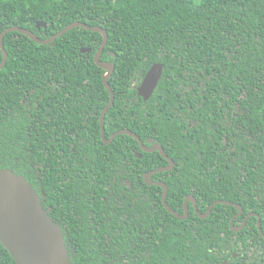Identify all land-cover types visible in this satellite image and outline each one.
<instances>
[{
	"label": "trees",
	"instance_id": "obj_1",
	"mask_svg": "<svg viewBox=\"0 0 264 264\" xmlns=\"http://www.w3.org/2000/svg\"><path fill=\"white\" fill-rule=\"evenodd\" d=\"M41 21L46 27H37ZM75 21L108 33L102 59L115 64V102L105 116L107 136L129 129L152 137L175 160L178 170L155 176L168 183L169 205L183 212L189 193L201 212L215 199L237 200L261 214L264 231V0H0V34L17 25L46 39ZM102 40L82 27L53 44L5 35L0 169L36 188L74 264H221L233 252L254 256L264 246L256 218L234 232L232 206L218 204L201 218L190 203L181 220L163 207L158 186L151 187L154 197L132 206L122 191L126 180L145 185L146 170L166 160L127 134L103 142L99 120L110 95L94 60ZM157 62L165 73L143 99L137 86ZM168 75L181 78L183 88L168 86ZM236 103L243 105L240 122L257 126V139L228 133L225 114ZM178 104L196 108L195 116L175 115ZM241 161L246 173H236ZM0 264H17L1 242Z\"/></svg>",
	"mask_w": 264,
	"mask_h": 264
},
{
	"label": "water",
	"instance_id": "obj_2",
	"mask_svg": "<svg viewBox=\"0 0 264 264\" xmlns=\"http://www.w3.org/2000/svg\"><path fill=\"white\" fill-rule=\"evenodd\" d=\"M42 26L46 27L44 21L37 23L38 28H41ZM76 27L99 32L103 36L102 43L95 53V62L99 67L105 69L103 81L110 94V101L104 107L100 116L101 132L104 142L110 143L120 134L133 136L142 144L145 150H160L162 155L169 159L172 165L173 161L167 156L160 143H155L152 147H146L141 137L129 129H120L112 135L111 139H106L105 116L115 101V93L109 83V77L115 70V64L113 62H103L101 60L102 53L108 42V33L103 27L98 25L91 26L82 21H75L68 24L51 37L42 39L28 28H23L17 25L8 26L0 34V46L3 52V60L0 63V69L5 66L8 60V53L4 45V37L7 33L17 31L30 37L37 43L53 44L58 37ZM81 52L90 53L91 48L82 47ZM113 55L116 57L115 53H113ZM162 70V64L160 63L151 66L140 88L141 95L144 97H149L151 95L160 79ZM148 142H152V140L149 139ZM138 157H142V155L139 154ZM163 169L168 168H159L153 172L145 174V180L149 183L164 186L165 206L176 216L186 218L188 215V202L189 200L195 202V199L192 195L187 196L185 202V215L180 216L171 209L166 204V185L162 182L151 181L152 174ZM222 203L235 205L229 201H222ZM238 208L242 211L241 206H238ZM211 209L212 207L207 214H202L203 218H206L209 215ZM0 242L10 252L17 264H74L71 259L63 229L46 211L42 203V197L39 195L36 188L24 175L16 173L11 168L7 167L0 169ZM224 264L233 263L225 262Z\"/></svg>",
	"mask_w": 264,
	"mask_h": 264
},
{
	"label": "flooded vegetation",
	"instance_id": "obj_3",
	"mask_svg": "<svg viewBox=\"0 0 264 264\" xmlns=\"http://www.w3.org/2000/svg\"><path fill=\"white\" fill-rule=\"evenodd\" d=\"M106 48V46H105ZM105 48H104V51H105ZM103 51V53H104ZM97 52V51H96ZM95 52V53H96ZM102 53V55H103ZM115 58V57H114ZM94 60H95V55H94ZM101 60L103 62H113L112 60H108V59H102V56H101ZM114 63V62H113ZM157 63H160V62H157ZM156 64V63H155ZM162 64V63H160ZM154 65V64H153ZM152 65V66H153ZM99 67V66H98ZM101 68V67H100ZM162 74L160 76V79L156 85V87L154 88L153 92L151 93V95L149 97H144L143 95L140 94V88L144 82V79H145V76L144 78L142 79L141 83L137 86V92H138V95L142 96L143 99H149L151 98V96L155 93L157 87H158V84L160 83L162 77H163V74L165 73L164 70H165V67H164V64H162ZM105 70V69H104ZM115 71V70H114ZM149 71V70H148ZM147 71V72H148ZM114 73V72H113ZM112 73V75H113ZM112 75L109 77V81H110V78L112 77ZM167 79H168V82H167V85L168 86H174V85H178L177 88L178 89H181L183 88L182 85V81H181V78H179L178 80L174 81L172 76L171 75H168L167 76ZM104 82V81H103ZM110 83V82H109ZM105 85V84H104ZM106 87V86H105ZM107 89V88H106ZM113 89V88H112ZM114 91V90H113ZM109 92V91H108ZM115 93V91H114ZM110 95V94H109ZM110 101V99H109ZM108 101V103H109ZM115 102V101H114ZM107 103V104H108ZM114 104V103H113ZM179 106L175 105L174 108L177 109V112L175 115H177L178 117H181V116H184V117H187L188 115H193L195 116V112H196V108H193V107H189V108H186L184 107L185 105H180L178 104ZM106 106V105H105ZM104 106V107H105ZM113 106V105H112ZM111 106V107H112ZM197 106V105H196ZM110 107V108H111ZM241 107H243L242 104H234V108L231 109L229 112H227L225 114L226 116V127L228 129V133L230 132L231 133V136L233 137V139L237 140V141H244L246 138L248 139H251V138H254V139H257V126H255L254 129L252 128H246L241 122H240V118L241 116L244 114L243 110L241 109ZM104 109V108H103ZM102 113V112H101ZM101 116V114H100ZM100 121V120H99ZM189 122H193V117L190 118L188 120ZM84 125V124H83ZM101 127V125H100ZM132 131V130H131ZM116 132V131H115ZM113 132L109 137L107 136L106 134V127H105V136H106V139H111L112 135L115 133ZM134 132V131H133ZM136 133V132H135ZM259 134L260 136L263 133V129H260L259 128ZM73 135H76V133H73ZM138 136H140L139 134H137ZM100 136L102 138V132H101V128H100ZM118 136V135H117ZM116 136V137H117ZM115 137V138H116ZM114 138V139H115ZM135 138V137H134ZM114 139L110 142V143H105L103 138V142L105 144H111ZM142 139V138H141ZM151 139L152 142H148V140ZM143 140V139H142ZM139 142V141H138ZM144 144L146 147H152L155 143H159L157 141H155L154 138L152 137H149L147 138L146 140H143ZM139 145H140V148L142 150H144L145 152H156L158 151L161 155L162 158H164L166 160V164L164 165H160L156 168H153V169H150V170H146V172L144 173V180H145V174L149 173V172H153L159 168H168V169H163L161 171H157L155 173L152 174L151 176V181L153 182H162L166 185L167 187V193H166V204L171 208L173 209L177 214H179L180 216L182 215H185L186 214V207H185V202H186V198L187 196L189 195H192L195 199V202L193 200H189L188 202V215L186 218H181V217H178L176 216L174 213H172L171 211H169V209L165 206V202H164V196H165V188L164 186L162 185H157L155 183H149V182H146L145 180V185L144 184H133L131 181L129 180H126V183H127V188L125 190H122L123 193L127 194L128 197L131 199L132 201V206L135 207L137 205V202L142 200H150L152 197H154V192H153V189H151V187H154V186H158L161 188V202L163 204V207L169 212V213H172L174 214L176 217H178L179 219L181 220H184V219H187L190 215V203H192L193 207H194V211L198 214V216H200L201 218H203L202 214H207L209 209L212 207L209 215L206 217L208 218L210 216V214L212 213V211L215 209V207L218 205V204H222V205H228V206H232L235 211L232 213L231 217H230V228L234 231V232H239L240 230H243L245 228V226L247 225L248 221L252 218V217H255L256 218V224H257V232L259 234V237L260 239H263L264 240V231H263V227H262V216L261 214L256 211V210H246L244 205L242 203H240L239 201H232V200H226V199H215L213 200L207 207L206 211L205 212H201L200 209H199V206H198V201L195 197L194 194H187L185 196V200H184V210L183 212H177L174 208H172L168 201H167V197H168V194H169V186H168V183L165 182L163 180V177L162 178H155V176L159 173H169V172H172L173 170H178L176 168V162L175 160L165 151V153L167 154V156L173 161V164L171 165V162L169 159H167L166 157H164L161 153L160 150H155V151H147L145 150V148L142 146V144L139 142ZM162 145V144H161ZM164 148V147H163ZM165 150V149H164ZM232 150H236V147L233 148ZM248 152V150H246L245 154ZM135 154L136 156L138 157L139 154L142 155V157L144 156L143 153L139 152L138 150L135 151ZM197 155H201L200 153H197ZM227 156V154H226ZM142 157H138V158H142ZM228 157V156H227ZM237 157H241V155L238 154L236 156H234V159H236ZM244 159H245V155H243ZM243 159V160H244ZM243 164H244V161H241V165H239L237 167V172L235 171L236 168H232L231 171L232 172H236V173H246L244 172L243 170ZM260 167V166H258ZM123 170H121L120 172H122ZM127 171V170H126ZM170 174V173H169ZM105 198V196L103 197ZM222 201H229V202H232L234 203L235 205H229V204H225V203H222ZM196 203V205H195ZM238 206H241L242 207V211L238 208ZM247 208H251L249 206H247ZM197 209V210H196ZM47 211V210H46ZM219 211V210H217ZM147 213V211H145ZM49 214V213H48ZM51 216V215H50ZM133 217V218H132ZM130 218L131 221L134 220V218L138 219L140 217L139 213L136 214L135 216H132ZM232 221H233V225H232ZM57 223V222H56ZM237 223V224H236ZM64 232V231H63ZM65 234V233H64ZM66 237V236H65ZM225 262H228V263H233V264H264V246L259 243V249L258 251H255V255L253 256L252 254H247L245 255L244 253H241V252H233L232 253V256L231 258L229 259H226L224 260L221 264H224Z\"/></svg>",
	"mask_w": 264,
	"mask_h": 264
}]
</instances>
